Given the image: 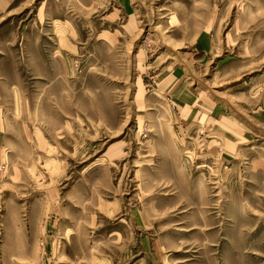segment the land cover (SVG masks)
<instances>
[{
  "label": "rangeland",
  "instance_id": "374dc122",
  "mask_svg": "<svg viewBox=\"0 0 264 264\" xmlns=\"http://www.w3.org/2000/svg\"><path fill=\"white\" fill-rule=\"evenodd\" d=\"M0 84V264H264V0H0Z\"/></svg>",
  "mask_w": 264,
  "mask_h": 264
},
{
  "label": "crops",
  "instance_id": "0c3cea01",
  "mask_svg": "<svg viewBox=\"0 0 264 264\" xmlns=\"http://www.w3.org/2000/svg\"><path fill=\"white\" fill-rule=\"evenodd\" d=\"M9 87V91L14 95L6 101H3L0 96V165L5 163L4 157L13 158V162L8 168L9 172L12 173L11 176L15 177L16 172H24L22 170L24 168L22 162L29 161V158L34 154L35 147L32 145L33 140L24 122L16 117L17 114H21V110L19 111L16 102L17 96L21 99L19 86L13 84ZM6 90V86L0 84V91H2L0 94L5 93ZM11 153L12 155H10ZM30 168L31 165H26V173H28ZM3 172L5 170H0V173ZM3 176L0 174V178ZM45 197V199H50L49 196ZM4 248L5 245H3L2 249Z\"/></svg>",
  "mask_w": 264,
  "mask_h": 264
}]
</instances>
